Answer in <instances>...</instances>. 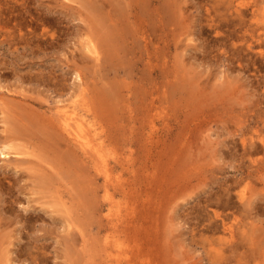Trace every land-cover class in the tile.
Returning <instances> with one entry per match:
<instances>
[{"label": "rangeland", "instance_id": "rangeland-1", "mask_svg": "<svg viewBox=\"0 0 264 264\" xmlns=\"http://www.w3.org/2000/svg\"><path fill=\"white\" fill-rule=\"evenodd\" d=\"M42 1L0 0L1 143L4 140L2 138L7 135L6 132L10 134L12 131L10 129L8 132L7 129L9 127L5 126L6 116L7 119H10V122L12 119L15 121L13 116L27 111L25 106L29 105L28 113L25 112L23 113L24 115L26 113L34 115L36 110L41 113L40 115L37 113L38 116L50 117L49 115H51L50 119L54 120V117H56L53 116L56 115V104L67 99V97L70 100L73 92L77 91V83L80 80L76 77L75 65L77 61L75 60L79 61V58L82 59V55L85 54L86 58H83V60L88 63L85 66H91L89 62H86L89 59L87 58V51L83 50L85 42L83 37L86 39L87 31H90L87 29L89 25L85 26L84 24L91 23L90 20L93 16L90 12L92 10L89 11L90 9L83 6L84 9H82L84 11H82L81 3L80 5L78 4L79 9L76 5L77 2L74 3L78 9H72L67 5H63L64 7L59 5L63 2L62 0V2L60 0ZM86 1L84 0L82 5ZM162 1L156 0L154 2L153 0V10L155 9L156 12H153L152 19L153 42L159 38L161 25H165L167 32L163 36L165 39H169V43L166 46L163 39H159L160 45L153 43V128L151 129L149 126L141 128L139 121L136 122L135 127H131L133 122L128 117L129 111L127 107H122L125 102L121 99V101L119 100L121 103L117 101L121 105L116 102L118 104L116 106H120L118 107L120 109L116 106L114 108L108 105L110 106L108 109L113 110H108L110 111L108 113L115 114L116 111L120 113H116L117 116L116 114L115 116L113 115L114 118L111 116L113 120L112 118L111 121L108 119L109 123L105 126L106 131H108V127L110 129L108 131L109 137H107L106 141L109 145V155L107 157L110 165L113 166L118 163L116 166L117 172L122 173L125 179L128 178L129 183L134 182V180L132 181V176H134L137 182H134L132 187L138 188L142 194L138 197L133 195L135 198L132 201H135L133 204L136 207V214L132 215V223H128L130 215L125 214L129 202L126 201L127 199L120 198L119 195L116 196V200L121 199V204L116 205L115 208L120 207L122 209V220H127L125 225H131L126 231L123 230L125 232L119 231L116 236L121 241L122 248L127 251L123 258L121 257L122 261L124 264H264V213L257 215L254 233L250 231L253 240L240 238L237 240L238 249L236 253L235 251L229 252L230 247L228 244L220 240L219 236L225 237L223 233L214 236L205 229L209 223L207 212L210 213L212 208L211 206L204 208L206 197L211 193L214 194V192L223 196L224 189H226L228 184L233 186L231 191L234 195L233 199L236 200L238 192L245 191L247 194L249 192H259L264 194V170L261 172V177L252 176L240 182V171L238 169L240 166H243L244 169L249 164L247 160L245 162L239 156L241 132L243 131V136L252 139L258 144L259 148L261 147V142L264 141V0H235V3L238 2L242 9L241 13H238L235 7L227 6L230 0H227V3L226 0H214L215 2L218 1L216 3L213 0H182V2L173 0L176 4L172 0H164V2L166 1L165 3L163 2L164 4ZM54 2L58 4L56 8H54ZM64 2L74 6L73 0H64ZM169 3L173 5L175 14L178 13L175 19H173L174 16L171 17L172 14H169L171 13L168 7ZM45 4L47 7H45ZM166 4L167 7L164 8ZM57 7H61V10L59 11ZM62 8L66 9V14ZM74 10L78 11L79 16ZM165 11L168 14H165ZM210 14L216 19L213 25H210ZM55 15L58 16L56 17ZM43 26H45L44 29ZM86 29L87 34L84 31ZM80 43L83 44L81 45ZM72 54L74 57H72ZM180 62L185 64V69L182 67L183 64L180 65ZM81 63L79 64L84 67V69L82 68L83 71L86 69L87 71H85L89 72V68H85ZM123 65L120 70L128 67L132 69L129 78L126 77L132 83H125V85L127 84L125 89L124 80L126 78L123 79V71H120L121 74H119L121 78H112L114 82L116 80L120 82L122 79V90L119 87L122 92H127L130 86L135 85L132 87L137 88L139 97L134 101L132 107L134 106V111L136 109L140 111L142 107L140 100L146 94L142 90L143 88H140L143 81L140 80V76L136 71L139 70L140 72V66L143 65L130 64L131 68L129 64ZM180 70L183 73L185 70V74L190 73L191 76L190 74L181 75L182 72ZM175 73L178 77L175 76L177 77L175 79L171 78L172 81L168 80L170 77H174ZM179 75L183 77L189 76L191 80H193L194 75L198 78L195 77L196 80H193L195 82L193 83V81L188 79L189 77H186L187 80L185 82V78H181ZM179 78L182 90H180L179 86L177 87L178 82L176 81ZM87 79L90 80L87 82L89 85L91 84L90 86L93 90L94 88L97 89L99 84L103 86L105 83L104 79L102 81L100 78L94 80L92 77H88ZM169 82H173L175 85L173 83L169 84ZM183 83L185 84L181 87ZM188 83L191 85H188ZM198 83L203 85L201 89L203 87L205 89L203 90L204 92H198ZM171 85L174 86V89L176 88L175 91H173L174 89ZM183 87L186 89L185 91ZM91 89L89 90L92 91ZM232 91L233 93L231 94ZM233 94L235 97H233ZM101 99L105 101V105L108 103L107 101L112 102V99ZM68 100L63 102H68ZM2 101L9 103L11 108L9 109L7 105L5 107ZM13 103L16 105H13ZM20 104L23 105V109ZM29 107L31 108L29 109ZM2 111L7 113L6 116L2 114L4 113ZM133 114L135 115L136 113L133 112ZM49 126L54 127L55 125L51 126L49 123ZM59 131H55L53 136L56 135L58 137L55 136L57 138L56 141L59 143L62 141L61 144H64L65 140ZM144 132H153V142L145 138ZM4 134L5 136H3ZM38 134L40 135V133ZM18 141L20 142L19 139ZM228 143L231 146L235 145L233 151L238 154L230 159L228 157L224 159V154L221 152L228 151ZM260 149V151L252 154V157L256 160L264 159V151L262 147ZM3 155L0 153V180H3L0 183V186H2V188L0 187V205L2 206H0V214L4 217L3 220L0 218V221H2V224L7 220L3 225L5 226L6 223H9V225L7 224L8 228L3 225H1L2 227L0 226V232L3 230L2 233L4 234L1 233L3 236L0 234V237H2L0 239V248L5 250L0 249V264H7L5 261L10 256L12 257H10L8 262L14 264H37L40 261V264H76L78 261L73 262V259L76 260L77 258L82 260V264L87 262L86 260L88 259L91 261L90 264H101L100 252L98 253L93 249L96 246L97 249L101 247L103 243L101 239L105 235V232L97 233L98 224L101 222L100 213H98L99 216H94L89 207L87 208V204L81 205L80 203L82 202L80 201H77L80 203L75 201L76 204L74 203L75 205L71 209L68 202L66 205L68 207L65 206L64 209L57 199L51 200L54 196L48 199V186H45L46 191L44 192L43 189L45 190V187L36 186V189L35 186L31 185V180L33 179L30 176V170L24 164L23 168L21 165L16 167L12 163L14 154ZM43 155V158H45L46 152L43 151ZM30 156L35 157L34 155ZM30 156L25 155L24 157L32 158V160L36 159V157ZM7 159H11V163ZM5 160L7 161L6 163ZM86 160H88V157H86ZM38 161L41 164L45 163L42 160ZM79 163L80 166L78 165ZM131 163H135L134 169L127 167ZM5 164H13L15 169ZM97 164L100 166L99 160H97ZM75 166L78 169L74 173H82L80 170L85 172L84 168H88V172H95L94 166L92 167L89 162L79 160ZM123 166H125L124 169ZM4 168H7V170ZM11 168L15 171L11 170ZM16 168L18 169L16 170ZM250 169L252 170L253 167H250ZM16 171L18 172L16 173L17 175L23 172L24 176L20 174L21 178L14 177L16 175L14 172ZM7 175L10 179L12 175L17 179L15 188L9 186L14 178L10 180ZM23 177L27 179L25 180ZM237 179L239 180L235 182ZM23 180L24 187H21L19 184H22ZM96 182L99 185L102 184L103 178L101 175H98ZM36 183L37 181L33 182V185ZM35 189L37 192L39 191L38 195H35L37 192H33ZM99 190L100 195L103 190L100 187ZM7 191L9 193L4 196ZM40 193H46L47 195L45 194L44 196V194ZM32 195L33 199L38 198L37 203L41 205L36 204L37 200H33L31 198ZM54 198H57L56 194ZM143 198H146L147 201L145 200L146 202H144ZM11 200L13 203H11ZM46 200L47 203L44 202ZM39 201L42 202L40 203ZM50 201H52V205L56 203L54 206H57L58 210L51 207V205L48 206ZM258 201L264 207V200L260 198ZM57 202L61 204V207H59ZM32 203L36 205H32ZM42 203H44V206ZM235 203L240 205L239 202ZM31 205L33 207H30ZM37 205L38 209L40 208L39 213L36 208ZM4 207L7 210L3 209ZM215 207L221 211L220 207ZM33 208H35L37 213L34 212ZM48 208L51 211L53 208L54 212L52 211L51 214ZM84 208L86 209V216ZM60 210L69 214V220L72 219L71 216L78 212L79 215L77 213L73 217V221L76 222L73 224V221H70L69 223L66 218L67 215H62L63 213ZM56 211L59 213L57 214ZM87 212H89L88 215L90 217ZM105 212H107V209H104L103 213ZM5 213L6 215L9 214V216L6 217ZM38 214L41 215L42 219H37L40 218L37 217L39 216ZM22 216L23 218H20ZM25 218L27 223L23 222ZM77 218L81 219V221H77ZM86 218H89V220L86 221ZM234 221L230 220L229 222ZM3 227L5 229H2ZM24 227L25 230H28L25 231ZM31 227L32 230H29ZM6 228L8 231H6ZM26 232L30 234L26 235ZM237 232L238 229L236 228ZM79 233L81 234L79 235ZM81 236H86L84 239L86 238L89 243L85 242L89 247H86L88 252H84V248L80 245L83 239ZM214 237L216 238L215 240ZM210 240L214 246L220 244V246L225 248L222 257L212 253ZM25 247L27 250L31 248V251H33L32 256L28 257L31 251L29 253V250L27 251ZM68 247L71 249L70 251ZM77 247L81 249L79 248V250ZM71 253L74 254L75 258L72 257ZM3 257L6 258L1 259ZM127 258L128 262L126 261ZM101 260L102 262L104 261V259ZM89 261L85 264H88ZM80 263L81 261H79Z\"/></svg>", "mask_w": 264, "mask_h": 264}, {"label": "bare ground", "instance_id": "bare-ground-1", "mask_svg": "<svg viewBox=\"0 0 264 264\" xmlns=\"http://www.w3.org/2000/svg\"><path fill=\"white\" fill-rule=\"evenodd\" d=\"M48 1H51V0H48ZM62 1L64 2V0H62ZM83 1L73 0V3L77 2L76 5L78 7L81 3L80 7H81L82 11H84L83 6L84 7L86 6L88 9H90L89 11L92 10L90 12L91 15L93 16L90 20V22L92 24L91 23L90 24H84L85 26L89 25V26H87V29H89L90 31H87V29L84 30L85 33L87 31L88 34L86 33L87 34L86 39H84V37H83V40L85 41L84 46H83L84 49L81 47V49L87 51V58L89 59V61H86V62H89L91 64V66H87V67L85 66V65H88V63H85V61L83 60V58H86V55L83 54V52L80 51V53L83 54L82 55L83 57L79 56V57H82V59L79 58V61L82 62L81 64H83L85 66V68H89V72H86L87 71L86 69H85L86 71L85 70L83 71L84 67H81L79 64L80 62L78 60H75V61H77V64L75 65V71H76L75 73H76V77L80 80V82L77 83L78 84L77 91L75 90V93L73 92V94H72L73 96L69 95V96H71L70 100H68V97H67V99H64V100H68V102H63L64 100L63 101L61 100L62 102H60L58 100L60 103H57V100H56V103H57L56 104V115H53L56 117H54L55 118L54 120H51L52 118L50 119L51 115H49L50 117L44 116L45 118L38 116L37 113H39V112L36 110L34 111L36 113L34 115L27 114L29 105L27 107L25 106V109L27 110V111H25V112H27L26 115L23 114L25 112H22V114L17 113V115H15V116H13L14 115L13 114L12 116L15 117V121H13V119L11 118L12 119L11 122H10V119H7V116H6L7 113L2 111L4 113H2V112L1 113L5 114V116H6V118L3 117V118H5V126L9 127V129H7V130H8V132L10 131V129L12 131L10 132V134H8L6 132V134H7L6 137L2 138L4 140L2 143L0 142V153L4 154L3 156H8L9 154H14L15 156L12 157V158H14L13 161L10 159L12 161V163L15 164L16 167L21 165L22 168L25 165V167L28 170H30V176L32 177L31 179L35 180V181H33L30 179L32 186H35V187L36 186H38V187L48 186V188H47L48 193L46 192L48 194V196H47L48 199H50L51 196L55 197V194H56L57 198L53 197L51 200L57 199V201L62 204L63 208L67 205L68 202H69V208L70 209L73 208L76 203L82 202L80 204L81 205L87 204V208L89 207V209L91 210V213H93L94 216H96V215L99 216L98 213H100L101 222H100V224H98V228H97L98 232L97 233L99 234V233L105 232V235H104V238L101 239L103 241L101 247L99 249H97L96 248L97 246H96V247H93V249H94V251H96L98 253L100 252V258L104 259L103 262L100 259L101 264H124L122 261V258H123V255L127 251L122 248L123 246L121 244V241L116 236L118 235L119 231H123V230L126 231L127 229L130 228L131 225H125L127 223V220L126 221L122 220V215H121L122 209L120 207L115 208V206L121 204L120 198H123L124 200L127 199L126 201L129 202L128 203L129 206L126 208L125 214L130 215V217L128 218V223H132L133 222L132 215L136 214V209H135L136 207L133 204V202H135V201H132L135 198L133 195H137V197H138V196H141L142 194H141V192H139L140 190L138 188L132 187L133 183L137 182L136 179L134 178V176H132L133 177L132 181L134 180V182L130 181L132 183H129L128 178L125 179L123 177L122 173L117 172L116 166L118 165V163L113 165V166L110 165L109 158L107 157V155H109V152H108L109 151V145H108V143H106L107 137H109L108 131L110 129L108 127V131H106L105 126H107V124L109 123L108 119H110V121H111V118L112 117L114 118L117 111L115 112V114L108 113L110 111H113V110H110L108 108L110 106H113L114 108H116L117 107L116 105L120 104L121 103L120 101L122 100L125 102V103L122 102L123 104H125L122 107H125V106L127 107L128 111H129L128 117L133 122V125H131V127H135L136 122L139 121L141 128H146L147 126L151 127V129L153 128V43H157L160 45L159 39H163L164 44L166 46H168L169 39L164 38V36L166 35V32H167V27L165 25H161V29H160L161 33L159 34V38H158V40L153 42V21H152V19H153V12H155V9L153 10V0H87L86 2H84L85 5L84 4L82 5ZM155 1L156 0H154V2ZM13 2L15 3V1H13ZM63 2L62 3L58 2V3H60L59 5H61L62 7H64L63 5H67L69 8L78 9V7L75 6V3L73 6L71 4H66L65 2H64L65 3L64 4ZM163 2H164V0L162 1V3ZM173 2H174V4H176L175 1H173ZM180 2H182V0H180ZM216 2H218V1H216ZM216 2L214 1V3H216ZM226 3H227V0H226ZM49 4H51V3L49 2ZM54 4H55L54 8H56V6H58V4L55 2H54ZM163 4H162V6H163ZM238 4H239L238 2L235 3V0H230L229 4H227V6L229 5V7H231V8L235 7L236 11L238 13L239 12L241 13L242 9H241L240 5H238ZM168 5H169L168 7L170 9L169 8H167V9L170 10L171 13H169V14L170 15L172 14L171 17L174 16L173 19L177 18L178 13L175 14V10L172 7L173 5L171 3H169ZM45 7H47V5ZM80 7H79V9H80ZM166 7H167V4L164 8H166ZM174 7H176V6H174ZM180 7H181V5H180ZM57 8H59V11L61 10L60 9L61 7H57ZM62 10H64V8H62ZM177 10H179V9H177ZM56 12H57V10H56ZM75 12L77 13L78 11H75ZM85 12H87V11H85ZM162 12H161V14H162ZM166 12L167 11H165V14H168ZM179 12H180V10H179ZM54 14H55V12H54ZM57 14H59V13H57ZM65 14H66V11H65ZM77 15L79 16L78 13H77ZM170 15H169V17H170ZM179 15H181V14L179 13ZM52 16H53V14H52ZM209 16H210L209 19H211L210 25H213L214 21L216 19L211 14ZM43 19H44V17H43ZM44 21H45V19H44ZM83 22H86V21H83ZM166 23H167V21H166ZM43 24H44V22H43ZM44 28H45V26H43V29ZM79 49H80V47H79ZM72 57H74L73 54H72ZM72 59H74V58H72ZM74 64H75V62H74ZM123 64H129V65L130 64H134V65L140 64V65H143V66H140V72H139V70L136 71L137 74L140 76L139 77L140 80L143 81V84L140 85V88L142 87L143 88L142 90L146 94L144 96V98L140 100V105L142 106L141 109L138 107V109H140L141 112L137 109L135 110L136 111L135 112L134 106L132 107V104H134V101H136L137 97H139L138 96L139 93L137 91V88L132 87L135 85L133 84L132 86H130L127 89V92L124 91L125 92L124 93V92L119 90V87H120V89L123 87L121 85L122 79L120 80V82H117V80H116V82H114V80L112 78V77H115V79H116V77L121 78V76H119V74H121L120 71H123V73H124V75H122V76H124L123 79L126 77L129 78L132 69H129V67H128V68H124V69L120 70V67ZM181 64H183V63L180 62V65ZM123 66H122V68H123ZM131 67L132 66L130 65V68ZM173 67H174V65H173ZM175 67H176V64H175ZM182 67H183V69H185V67H186L185 64H183ZM166 68H168V67H166ZM173 70L175 71V69H173ZM181 72H182L181 75L185 74V70H184V73H183V71H181ZM187 74L189 75L190 73H187ZM187 74H185V75H187ZM181 75H179V76H181ZM175 76L178 77V75L176 74V75H174V77L172 76L168 80L172 81L171 78H174V79L177 78ZM190 76H191V74H190ZM88 77H92V79H94V80L96 78H98V79L100 78L103 81V79H104L105 83H104V85L102 84L103 86H100L101 84H99V86L97 85L98 90L93 87L94 88V90H93V89H91V86H90L91 84L90 85L88 84V82L90 81L89 79H87ZM182 77L183 76H181V78ZM186 77H189V76H186ZM186 77H183V78H185V82L187 80ZM195 77H197V76L194 75V78H192L194 81L196 80ZM111 78H112V81H111ZM188 79L191 80V77H189ZM125 80H127V78ZM125 80H124V85H125V83L130 82L129 79L127 80V82H125ZM179 80H180V78L177 79L176 82H178L177 87L179 86V88H180L181 83H179L180 82ZM193 80H191V81H193ZM191 81H189V83H191ZM194 81H193V83H195ZM197 81H198V79H197ZM135 82H136V80H135ZM130 83H132V82H130ZM130 83H129V85H130ZM170 83L172 84L173 82H169V84ZM189 83H188V85H191ZM184 84L185 83H183L181 85V87ZM107 85H109V87H107ZM126 85H125V89L127 87ZM148 85H150V86H148ZM171 86H173V85H171ZM197 86H198L197 87L198 92H200V93L204 92L203 90H205V89H203V87L201 89V86H203V85H200L198 83ZM184 87H183V89L185 91L186 87L185 88ZM188 87H191V86H188ZM172 88L174 89V86ZM192 88H193V86H192ZM195 88H196V86H195ZM89 89H91L92 91H90ZM175 89L173 91H175ZM142 90H141V92H142ZM180 90H182V89L180 88ZM71 93H72V90H71ZM71 93H69V94H71ZM232 93H233V91L231 92V94ZM236 95H237V93H236ZM227 97H229V96H227ZM233 97H235L234 94H233ZM101 98H103V99L108 98L110 100L112 99V102L107 101L108 103L105 105V103H104L105 101H103ZM133 99H135V100H133ZM3 101H5V100H3ZM3 101H2V103L5 105V107H6V105L9 107V103L3 102ZM117 101L120 103H118ZM2 103H1V105H2ZM126 103H127V105H126ZM14 104L15 103H13V105ZM108 105H110V106H108ZM21 106L23 109L24 108L23 105H21ZM21 106H20V109H21ZM118 107H120V106H118ZM3 108H4V106H3ZM10 108L11 107H9V109ZM30 108L31 107H29V109ZM22 109H21V111H22ZM118 109H120V108H118ZM3 110H5V109H3ZM12 110H14V109L12 108ZM18 110H19V108H18ZM32 110H33V108H32ZM32 110H31V113L33 114ZM108 110H110V111H108ZM0 111H1V109H0ZM133 112L136 114L134 115ZM29 113H30V110H29ZM40 114L41 113H39V115ZM117 114H116V116H117ZM10 117H11V115H10ZM113 118H112V120H113ZM6 120L8 121L7 123H6ZM49 123L51 124V126H53V125H55V126L50 127ZM113 124H114V121H113ZM10 125H11V127H10ZM58 130H60L59 131L60 135L65 140V143H64L65 145L61 144L62 141H61V143L56 141V139L58 138L56 135L55 136L57 138L55 136H53L55 134V131H58ZM38 133H40V135ZM144 135H145V138L148 139V141L153 142V132H151V133L144 132ZM240 135H241V137H240L239 141L241 144V148H240L241 150L239 151V156L245 162H246V160L249 162V164L246 165V168L243 169V166H240L238 168L240 171V178H241L240 182H242L243 180H245L249 177H252V176L253 177L254 176L261 177L262 176L261 172L264 170V159L256 160L252 157V154L254 152L260 151L261 147L264 151V141L261 142V147L259 148V145L256 144L254 141H252V139H248L247 137L243 136V131L241 132ZM3 136H5V134ZM18 139L20 140V142L18 141ZM61 140H63V139L61 138ZM228 145H229L228 151H223L224 153L221 152L222 154H224V156H223L224 159L226 157H228L230 159L232 156L238 154L237 152L235 153V151H233V147H235V145L231 146L230 143H228ZM43 151L46 152L45 158H43L44 157ZM25 155H29V156L34 155L37 160L36 159L32 160V158L28 159L27 157H24ZM30 157H33V156H30ZM35 157H33V158H35ZM86 157H88V160H86ZM116 159L120 160L119 158H116ZM7 160H8V162L10 161L9 159H7ZM38 160H40V161L42 160L46 164L45 163L41 164V163H39ZM79 160L91 163V166L92 167L94 166V168H95V169L93 168L95 172L94 173H91L90 171L88 172V170H87L88 168L86 169L83 167L85 169V172L83 170H80V171H82V173L80 171H79L80 173H77V172L74 173V171L78 169L77 166H75V164L78 163ZM97 160L100 161V166L97 164ZM11 161H10V163H11ZM6 162L7 161L5 160V163ZM13 164H11V165L5 164V165L8 167H11V166L13 167ZM78 165L80 166V163ZM134 165H135V163H131V164H128L127 167H131L134 169ZM250 167H253V169L251 170ZM22 168H21V170H22ZM124 168H125V166H123V169ZM4 169L7 170V168H4ZM13 169H15V168L13 167ZM13 169L11 168V170H13ZM17 169L18 168H16V170ZM245 169H246V171H245ZM9 171H10V169H9ZM9 171H8V173H9ZM13 171H15V170H13ZM25 171H27V170H25ZM14 173L16 174L18 172L16 171ZM20 174H23V176H24L23 172ZM20 174H18V175L13 174V175H14V177L16 176V178L17 177L21 178V176H19ZM13 175H12V178H14ZM98 175H101L103 178V182L101 185H99L96 182ZM8 178H9V176H8ZM24 178L25 177H23V179ZM26 179L27 178H25V180ZM1 180H0V183H1ZM18 180H19V178H18ZM238 180L239 179H237L235 182H237ZM32 181L34 183L37 181V183L35 185H33ZM2 182H3V180H2ZM11 182H12V184H10L9 186L14 187L17 185V179L14 178V179H12ZM23 182H24V180L22 181V184L21 183L19 184V185H21V187L23 186ZM24 184H26V183H24ZM4 186H6V185H4ZM0 187L2 188V186H0ZM99 187L102 188V190H103L102 194H100V195H99V191H100ZM41 188H39V190H41ZM51 188H52V191H51ZM26 189H27V187H26ZM36 189H37V187H36ZM36 189L33 190V192L34 191L37 192ZM232 189H233V186L228 184L226 186V189H224L223 196L214 192V194L211 193L206 197L204 208L206 209V208L211 206L212 210L210 213L207 212L208 213L207 219H208L209 223L206 225L205 229L208 230L209 232H211V234L214 236H216V234L218 235L220 233H223V235H225V237L219 236L220 240H222L223 243L228 244V246L230 247L229 252L235 251L237 253V249H238L237 240L239 238L240 239L253 240L252 233H250V231L253 232L255 230L254 228H256L255 220H256L257 215L260 213H264V207L258 201L260 198H262L264 200V194L259 193V192L258 193L249 192L248 194L245 191L238 192V194L236 196V198L238 200L237 201L236 199H233L234 195L231 191ZM30 191H32V190H30ZM43 191L44 192L46 191V187H45V190L43 189ZM49 191L53 194L50 193L51 194L50 195ZM10 192H11V190H10ZM14 192H17V191H14ZM38 192L35 193V195L36 194L38 195L39 194ZM40 192H42V191H40ZM8 193L9 192L7 191L4 194V196ZM40 194H42V193H40ZM45 194H44V196H45ZM147 194H148V192H147ZM117 195H119L120 198L116 200ZM10 196H12V195H10ZM7 197H9V196L7 195ZM14 197H16V196H14ZM37 197H39V196H37ZM31 198L32 199L34 198L33 195L31 196ZM35 198H36V196H35ZM146 198L148 199L147 196H146ZM146 198H143L144 202L147 201ZM10 199H11V197H10ZM37 199H33V200H37ZM44 200H45V198H44ZM8 201H10V200H8ZM75 201H76V203H75ZM77 201H80V202H77ZM37 202H38V200L36 201V204H39ZM39 202L41 203L42 201H39ZM44 202L47 203V200ZM235 202H239L240 205H236ZM11 203H13L12 200H11ZM34 203H35V201H34ZM34 203H32V205H36ZM49 203H48V206L51 205V207H54L55 209H57V206L56 207L54 206L56 203L55 204L53 203L54 205H52V201H50ZM42 204L44 206V203H42ZM61 204H59V207H61ZM4 205H5V203H4ZM32 205L30 207H33ZM39 205H41V204H39ZM215 206L220 207L222 212L220 210H218ZM66 207H68V206H66ZM7 208H9V207H7ZM36 208L38 209V205ZM3 209H6V207H4ZM27 209H30V208H27ZM33 209L35 212V208H33ZM64 209H62V210H64ZM104 209H107V212L103 213ZM15 210H17V209H15ZM39 210H40V208L38 209V213L40 212ZM48 210L51 211L50 208H48ZM62 210H60V212H62ZM52 211H53V208H52ZM52 211H51V214H52ZM81 211H79V212H81ZM35 213H37V212H35ZM58 213L59 212H57V214ZM62 213H61L62 215H67V217H66L67 219L68 218L70 219V217L68 216L69 214H67V212L65 213V211H63ZM84 213L86 216V209L85 208H84ZM88 213L89 212H87V215H88ZM76 214H74V215H76ZM5 215H6V213H5ZM62 215H61V217H62ZM70 215H72V214L70 213ZM74 215L71 216L72 217L71 220L68 219L69 223H70V221H73ZM78 215H79V213H78ZM7 216H9V214L6 215V217ZM40 216L41 215H39L37 217H40ZM82 216H83V214H82ZM3 217L0 214V218L2 220H3ZM20 218H23V216ZM17 219H19V218H17ZM28 219H30V218H28ZM37 219H42V218L40 217ZM86 219H87L86 221L89 220V218H86ZM90 219L93 220L92 218H90ZM20 220H22V219H20ZM79 220L81 221V219L77 218V221H79ZM230 220H235V221L230 223L229 222ZM24 221L27 223L26 218L23 220V222ZM1 222L2 221H0V226L3 225L4 222H7V220L4 221L2 224H1ZM15 222H17V221H15ZM18 222H20V221H18ZM75 222L73 221V224ZM7 224L9 225V223H6V225L5 226L3 225V226L7 227ZM24 226H26V225L24 224ZM4 227L2 229H5ZM68 227H69V224H68ZM7 228H6V231H8ZM26 228H27V226H26ZM236 228L238 229L237 233H236ZM80 229L82 230V228H80ZM24 230H25V227H24ZM26 230H28V229H26ZM29 230H32V227ZM125 231H123V232H125ZM2 232H3V230L0 232V234ZM78 232H80V231L78 230ZM8 233H6L7 236H9ZM29 234H28V232H26V235H29ZM80 234L81 233H79V235ZM82 235H83V233H82ZM25 237H27V236H25ZM81 237L83 239H82V243H80V245H81V247L84 248V250H83L84 252H88L87 248H89V247L85 243V242H87V240H86V238L84 239V237H86V236H84V237L81 236ZM236 237H237V239H236ZM1 238L2 237H0V239ZM76 239H77V236H76ZM215 239L216 238L214 237V240ZM29 242L30 241H28V243ZM215 242H217V241H215ZM29 244H31V243H29ZM210 244H211V240H210ZM216 245H218V246H214L213 244H211L212 253L213 254L215 253V255L222 257L223 251H225V248L220 246V244H216ZM92 246H94V245H92ZM70 247H72V246H70ZM22 248H23V246H22ZM79 248L77 247V249H79ZM2 249L4 250V248H2ZM25 249H26V247H25ZM6 250H8V249H6ZM28 250L27 251L30 253L31 248ZM70 250L71 249L69 248V251ZM73 250L75 251L74 248H73ZM90 251H91V249H90ZM18 253H16V254L18 255ZM25 253H27V252H25ZM32 253H33V251H31V253H30V255H28V257L32 256L31 255ZM6 254H7V251H6ZM71 254H72V257L75 258V256H74L75 252H74V254L73 253H71ZM80 255L83 256L84 254H80ZM87 256L88 255L86 254V257ZM10 257H12V256H10ZM10 257L7 259V261H5V262H7V264L11 263V262L10 263L8 262L10 260ZM86 257H85V259H86ZM91 257H93V256H91ZM4 258H6V257H3L1 259H4ZM81 259H82V257H81ZM11 260H13V259H11ZM89 260L90 259H88L86 261L88 262ZM70 261L72 262V260H70ZM70 261H68V262L70 263ZM74 261H78V263H76V264H79V261H81L80 264H82V260H79L78 258L76 260L73 259V262ZM126 261L128 262V258L126 259ZM40 262H38V263L40 264ZM87 262H85V263H87ZM90 262L91 261H89L88 264H90ZM2 263H4V262H2ZM11 264H14V263H11ZM72 264H75V263H72Z\"/></svg>", "mask_w": 264, "mask_h": 264}]
</instances>
